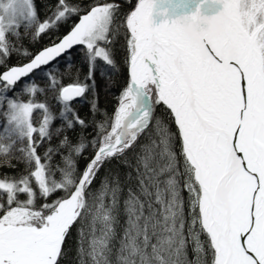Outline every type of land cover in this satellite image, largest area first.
I'll return each mask as SVG.
<instances>
[{"label":"snow or ice","instance_id":"snow-or-ice-1","mask_svg":"<svg viewBox=\"0 0 264 264\" xmlns=\"http://www.w3.org/2000/svg\"><path fill=\"white\" fill-rule=\"evenodd\" d=\"M0 169V264H264V0H0Z\"/></svg>","mask_w":264,"mask_h":264},{"label":"trees","instance_id":"trees-1","mask_svg":"<svg viewBox=\"0 0 264 264\" xmlns=\"http://www.w3.org/2000/svg\"><path fill=\"white\" fill-rule=\"evenodd\" d=\"M52 3V0H37V6L40 11L41 17L44 16L45 14V5ZM119 3L121 4V11H127L130 9L131 5L135 3V0H131V3L126 2V0H119ZM61 32L65 31L64 28H61ZM51 33L48 35L42 36L39 40V42L35 43L34 45L29 42V40L25 39L23 41V44L27 47H29L32 51H35L36 49H39L40 47L44 46L48 41H49V36ZM115 56L116 60L118 62V68L116 71L111 73V86L105 87V80L100 76V69L101 67L106 68V66L102 65L101 61H97V74H96V91L98 92V106H99V111L100 113L104 115H110L113 111V108L116 106L117 99L119 96V93L122 89V87L125 85V81L127 79V66L126 63H124V46H123V41L120 40L115 46ZM72 58V63L74 64V69H73V75H75V69L79 68V76L82 79L84 75L87 72V65L83 63V56L82 53L80 52L79 49H76L72 51L69 54ZM17 56H13L12 59L9 61V63H17L18 60ZM69 57L64 56L61 59L58 60V65L61 70H63L64 65L68 62ZM110 71V70H109ZM35 81L38 84H45L46 80L44 78V71H38L35 73ZM71 77H65L63 80L64 84H67L71 82ZM51 93H48V99L47 102L51 105L52 110L54 112H58L60 109V106L51 99ZM38 99L43 100L45 99L44 96H39ZM92 99V92H88L86 94V100H81L78 99L73 102V107L79 112V114L82 117H85L86 119H91V111H90V104L87 102V100ZM96 119L100 118V115L98 114ZM56 123H59L57 121ZM79 131V129H77ZM73 137L75 136V133L71 134ZM88 153H85L87 155ZM83 163V161H81ZM106 167H116L115 162H113V165L106 166ZM23 168V165H20L17 171ZM0 171L3 172H9L12 171L11 169H0ZM123 172L124 170L121 169ZM104 172L103 170L101 171V176H103ZM99 181H97V184ZM126 190V189H125ZM75 244H76V233L75 229H73V235L69 240V245L72 248V251L69 253V259L65 262V264H73L72 258L75 256ZM191 255V253H190Z\"/></svg>","mask_w":264,"mask_h":264},{"label":"water","instance_id":"water-1","mask_svg":"<svg viewBox=\"0 0 264 264\" xmlns=\"http://www.w3.org/2000/svg\"><path fill=\"white\" fill-rule=\"evenodd\" d=\"M61 59V58H60Z\"/></svg>","mask_w":264,"mask_h":264}]
</instances>
